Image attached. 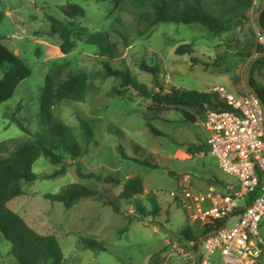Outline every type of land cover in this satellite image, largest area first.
I'll list each match as a JSON object with an SVG mask.
<instances>
[{"label": "rangeland", "instance_id": "rangeland-1", "mask_svg": "<svg viewBox=\"0 0 264 264\" xmlns=\"http://www.w3.org/2000/svg\"><path fill=\"white\" fill-rule=\"evenodd\" d=\"M0 3L5 13L0 24V61L4 63L0 78L13 67L15 57L26 61L32 70V76L0 106V158L14 156L32 140L13 117L33 137L47 132L41 100L46 77L53 64L58 63L64 66L65 75L77 70L88 75L83 99L62 101L55 106L54 113L70 126L84 150L79 162L82 172L102 178V181L80 178L70 159L64 173L51 178L63 166L53 165L41 156L33 166L39 178L22 182L23 194L13 199L9 207L39 233L58 237L65 256L63 264H150L152 257L166 246L174 247L180 254V264H199L196 261L199 244L197 247L181 236V230L187 226V214L172 193L190 190L185 181L200 184L207 192L209 186L221 182L217 175L227 180L235 177L216 169L206 152L203 119L192 123L174 108L151 111L152 101L139 97L133 90L122 93L125 88L121 78L108 76L105 65L115 71L128 70L149 87H154L153 76L141 66L155 67L160 88L165 92L177 88L210 93L217 84L227 86V81L245 90L247 69L258 49L264 48L256 24L262 0H254L249 19L242 27L217 37L200 25L161 23L151 27L144 18L122 11L120 0H72V4L86 12L72 21L76 46L67 55L60 50L59 37L50 35L47 19L48 15L64 19L62 8L66 0H0ZM97 33L106 35L104 41L111 51L91 44V36ZM188 44L193 47L192 53H176L180 46ZM217 62L222 68H216ZM254 77L264 86V67L257 69ZM187 110L196 113L194 109ZM80 119L90 122L95 131L89 144ZM148 123L161 134H153ZM119 147L132 158L151 160L156 168L124 159ZM132 177L143 179L144 201L149 193L157 195L163 213L161 217L148 218L133 215L135 221L125 233L121 230L127 225L128 213H133V207L127 204L123 207L126 215H117L112 207L94 199L80 200L67 209L44 198L47 193L57 194L64 187L79 183L104 188V194L114 199ZM192 231L204 236L205 229L194 227ZM81 237L100 240L107 250L88 249L81 243ZM259 237L262 243L245 264H264V228L260 229ZM10 251L11 244L0 235V264H17Z\"/></svg>", "mask_w": 264, "mask_h": 264}, {"label": "trees", "instance_id": "trees-1", "mask_svg": "<svg viewBox=\"0 0 264 264\" xmlns=\"http://www.w3.org/2000/svg\"><path fill=\"white\" fill-rule=\"evenodd\" d=\"M66 1V5L62 8L64 19L47 16L50 23V35L59 37L60 50L64 55L69 54L76 46V42L72 39L74 32L72 21L78 16H84L86 12L83 7L72 4V0ZM253 3L254 0H120V7L122 11L144 18L151 27L161 23L200 25L217 37L242 27L249 19L248 12L253 7ZM1 7L0 3V24L5 19V13ZM261 23L264 27V13L261 16ZM104 39H106V35L103 33L93 34L91 44L100 45L106 52L111 51L108 50ZM192 51V45L188 44L180 46L176 53L183 55L192 53ZM261 54H264V48L258 49L256 57ZM12 64L13 67L0 78V106L9 101L20 85L32 76L30 66L23 59L15 57ZM3 66L4 63L0 61V67ZM141 67L153 76L154 87L141 83L128 70L115 71L109 65H105L108 76L121 78L122 87L125 88L122 93L133 90L139 97L151 100L153 105L151 111L162 112L170 108L178 109L190 122L196 123L201 119L205 120L209 109L218 111L228 109L219 96L212 92L205 93L177 88L165 92L163 88H160L157 68L146 65ZM261 67H264V56L255 62L250 80L264 104V86H260L254 77L256 70ZM216 68H222V64L217 62ZM87 83L88 75L85 71H71L65 75L64 66L54 63L46 77L41 100V115L47 123V132L44 135L38 134L33 137V134L13 117V121L20 129L32 136V140L21 146L14 156L0 158V235L11 244L10 253L17 264H63L65 259L58 237L39 233L20 214L9 207V203L13 199L23 194L22 182H33L39 178L33 172V166L39 157L44 156L53 165L63 166L61 170L51 175V178L63 174L66 162L70 159L77 167V174L80 178H95L102 181V178L94 173L84 174L82 172L79 162L84 150L70 126L54 113L55 106L62 101L69 99L81 101ZM187 109H194L196 113H191ZM80 126L86 144L91 143L94 140L95 131L90 122L80 119ZM148 127L153 134H161L152 124L148 123ZM118 151L126 160L156 168V165L149 159L132 158L123 147H119ZM110 181L117 183V180L114 179ZM144 193L143 179L132 177L123 184L122 191L114 199L104 194V188H93L79 183L68 185L57 194L47 193L44 198L50 202L61 203L67 209L73 207L80 200L94 199L112 207L117 215H126L123 212V207L127 204L133 207V213L127 215V225L121 230V233H125L135 221L133 215L143 218L162 216L163 209L157 195L149 193L144 201L142 198ZM243 210L240 208L237 214L241 215ZM222 226H224V222H219L216 226H207L204 236H198L187 224L180 234L187 242L196 243L198 247L203 237ZM80 240L88 249L107 250L104 242L100 240L88 237H81Z\"/></svg>", "mask_w": 264, "mask_h": 264}, {"label": "built area", "instance_id": "built-area-1", "mask_svg": "<svg viewBox=\"0 0 264 264\" xmlns=\"http://www.w3.org/2000/svg\"><path fill=\"white\" fill-rule=\"evenodd\" d=\"M264 45V34H260ZM228 107L209 109L203 126L210 135L207 144L225 174L236 183L220 192L183 190L172 193L185 210L189 224L216 226L243 213L233 225H224L206 235L201 242L199 264H212L220 254L225 264H245L262 243L259 232L264 224V109L259 96L244 95L216 86L211 91ZM248 264V263H247Z\"/></svg>", "mask_w": 264, "mask_h": 264}, {"label": "crops", "instance_id": "crops-1", "mask_svg": "<svg viewBox=\"0 0 264 264\" xmlns=\"http://www.w3.org/2000/svg\"><path fill=\"white\" fill-rule=\"evenodd\" d=\"M216 86H225V85H221V84H217L215 85L213 88H215ZM230 91L236 93V94H239V95H244L246 94L249 90L248 88H246L245 90H242L241 88H238L233 84V82L231 81H227V86H226ZM241 92V94H240ZM202 126H203V123H202ZM203 130L206 134V144H205V149H206V152L210 155V157L214 160L215 164H216V169L219 168L218 167V162L216 160V158L210 153V150H209V147H208V144H207V139L210 135L209 131H207L205 129V127L203 126ZM216 169H215V175H217L216 173ZM219 181H225L227 184H224L222 185L221 182H217V183H214L213 185L209 186L208 188H215L217 189L218 191L222 192L225 190V188L223 186H229L231 184H235L236 183V179L235 180H227L226 178H223L219 175H217ZM185 186L189 187V189L194 192V193H199V192H206V191H203V187L202 185L200 184H197L195 182H187L185 181L184 182ZM238 217L239 215L236 214L235 216H233L232 218H229L228 220H226L224 222V225H233L237 220H238ZM186 222L187 224L192 228L194 229V227H199V228H203L205 229L206 226L201 224V223H196V224H189L188 222V218L186 219ZM261 228H264V224L261 226ZM204 238V237H203ZM199 253H200V246H199V252H198V256L196 257V261L199 263ZM178 256V258H176ZM180 254L176 252V250L174 249V247L172 246H166L164 247L163 249H161L158 253H156L153 257H152V260L150 262V264H180ZM195 264V263H193ZM212 264H225V262L223 261L222 257L220 254H216L213 258V263Z\"/></svg>", "mask_w": 264, "mask_h": 264}, {"label": "water", "instance_id": "water-1", "mask_svg": "<svg viewBox=\"0 0 264 264\" xmlns=\"http://www.w3.org/2000/svg\"><path fill=\"white\" fill-rule=\"evenodd\" d=\"M263 13H264V0H262V4H261V7H260V10H259V12H258L257 15H256V24H257L258 30H259L262 34H264V27H263V25H262V23H261V16H262ZM263 56H264V54H261V55L257 56V57H256V58L250 63V65H249V67H248V69H247V73H246V83H247V88H248V90H249L250 92L254 93V94L257 95V96H258V93H257V92L255 91V89L253 88L250 79H251V73H252V69H253V66H254L255 62H256L259 58H261V57H263ZM262 105H263V109H264V104H263V102H262Z\"/></svg>", "mask_w": 264, "mask_h": 264}]
</instances>
